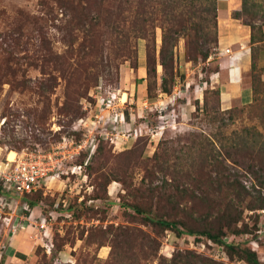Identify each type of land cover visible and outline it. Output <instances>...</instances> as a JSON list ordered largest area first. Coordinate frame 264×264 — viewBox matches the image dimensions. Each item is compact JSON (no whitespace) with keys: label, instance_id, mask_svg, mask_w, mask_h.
Instances as JSON below:
<instances>
[{"label":"rangeland","instance_id":"obj_1","mask_svg":"<svg viewBox=\"0 0 264 264\" xmlns=\"http://www.w3.org/2000/svg\"><path fill=\"white\" fill-rule=\"evenodd\" d=\"M117 4L118 1L88 10L85 28L67 35L70 15L59 0H0V161L11 152L52 151L62 137L76 143L83 141V132L73 130V125L88 115V105L94 102L90 94L95 90L91 80L85 84L84 77H78V71H73L78 63L81 66L87 64L80 72L90 74L92 79L94 72L89 65L102 59L118 65V78L112 80L100 75L96 85L117 88L109 99L117 102L116 112L125 122L118 127L117 144L98 137L95 152L87 165L89 169L83 167L78 171L74 168L76 174L62 175L64 182L53 179L42 185L37 208L27 206L23 209L25 202L21 197L0 192V245L6 246L4 238L11 235L9 231L13 226L17 227L16 239L23 235L28 240L25 252L14 254L21 261L15 259L8 263L6 258L10 252L0 249V264H105L110 258L118 260V243L122 252L128 249L127 244L137 249L142 244L145 251L158 245L157 257L169 258L174 252L189 251L224 264H247L236 256L230 258L229 250L205 236L161 232L159 227L144 221L123 205L149 204L152 215L171 213L167 206L155 207V200H151L146 191L161 178L160 172L152 167L153 162L149 161L156 151L165 153L160 159L170 169L178 167V163L183 166L181 182L194 195L206 199V204L191 203L193 195L190 193L183 194V197L178 194L174 198L185 201L179 208L178 217H183L187 227H196L199 222L194 218L210 215V212L214 214L218 204L223 207L232 197L228 190L215 192L211 183L214 174L223 167L226 168L227 182L231 181L229 173L236 172L247 190L255 185V181L244 172L245 166L251 163V153H243L245 158L241 160V167L232 165L227 155L231 158L236 155L235 140L239 135L249 131L264 134L261 59L256 56L255 68L243 75V86L254 90L251 99L234 98L224 107L213 93L216 87H212V82L216 79L212 75L219 72V66L222 67L221 75H224L225 63L229 58L233 62L237 49L249 46V38H244L241 32L240 41L221 50L217 13V41L210 46L208 58L203 60L200 54L189 60L185 54L186 41L180 38L174 50L172 68L166 73L170 92L163 93L159 28L155 30V70L149 75L145 71L144 40L137 42L138 69L133 71L132 62L116 47L108 48V37L102 34V30L95 29L84 36L89 25L94 23L95 14L114 11ZM216 4L219 8L217 0ZM236 5L233 2L232 6ZM113 18L117 19V16ZM225 18L233 20L231 11ZM234 22L250 33V28L243 25L242 20ZM253 23L259 24L260 21ZM47 49L65 57L63 72L51 68L43 72L40 67L29 66L31 62L28 60L35 59ZM260 49L264 50V44L256 46L254 52L260 54ZM84 53L90 57H82ZM12 59L20 61V65L14 64ZM46 72L50 75L44 74ZM142 80H145L143 90L138 86ZM217 81L225 82L222 77ZM107 88L105 95V92L112 91ZM118 97L122 103L126 99L127 102L120 104ZM70 107L78 114L64 112ZM108 128L111 130L112 127L108 125ZM87 157L88 152L83 149L64 161L63 169L71 171ZM193 165L200 170L193 171ZM152 174L158 179H152ZM214 205L216 207L211 211L210 207ZM25 218L27 226L20 230L17 225L23 224ZM243 218L248 233L228 235L223 241L254 251L264 264V211L245 212ZM22 231L24 234L18 235ZM151 239L157 243L151 245ZM13 249L10 244L9 250Z\"/></svg>","mask_w":264,"mask_h":264},{"label":"trees","instance_id":"obj_2","mask_svg":"<svg viewBox=\"0 0 264 264\" xmlns=\"http://www.w3.org/2000/svg\"><path fill=\"white\" fill-rule=\"evenodd\" d=\"M116 1H118V4L115 5L116 9L114 11L108 10L103 15H94L92 20L94 23L91 26L89 25V29L84 36L91 31H95V29L102 30V34L108 37L106 38L109 44L108 48L116 47L122 53V56H125L124 58L132 62L131 67L134 69L133 71H137L138 69L136 63L137 42L138 40H144L145 71L149 75L151 72L154 73L155 70L154 54L157 46L155 30L159 28L161 31L159 41L160 65L164 71L161 82V90L163 93L168 94L170 92V88L167 86L168 79L166 73L172 68L174 50L180 38L186 41L185 54L189 60L195 59L200 54L202 59L206 60L210 55V46L217 41L218 7L216 0H59V4L64 6L70 15L67 19V23L69 24V28L66 31L67 35L75 30L76 33L80 32L85 28V22L88 17L86 12L88 10L104 5L109 6ZM96 11L98 10L96 9ZM116 12L118 13L116 14ZM114 15L117 16V19L113 18ZM231 18L233 20H242L243 25L250 28V70H253L255 68L254 58L256 56L259 58L260 56L259 52L258 54L254 52V48L264 44V33L262 30L264 27V0H237V5L231 10ZM258 20L260 21L259 24L253 23ZM262 51L263 49H260V52ZM82 57H90V54L84 53ZM64 59L65 57L63 55L54 54L47 49L35 59L28 60V62H31L28 64L36 69L40 67L43 72L49 68L52 71L63 72L65 65ZM12 61L14 64L20 65V61H14V59ZM81 65L79 63L76 64V69L73 71H78V77H84L82 81L85 84H88L86 82L91 80V85L94 86V90L99 86L96 83L100 75H104V77L112 80L116 76L118 78V65H114L110 60L106 61L102 59L100 62L89 65L94 72L92 73L93 79L89 77L90 74H82L80 72V69H84L87 64L85 66ZM113 67L114 72L112 71ZM44 74L48 73L46 72ZM107 86L102 84V90L106 91ZM207 86H209V83H207ZM107 89L116 90L117 88L109 87ZM147 92L149 93L148 89ZM213 93L220 102L219 89L214 88ZM252 94L254 95L253 89ZM94 103L95 99L92 104ZM64 112L78 114V111L73 107L68 108ZM124 119L127 120L126 117ZM115 142L111 141L109 143L117 144ZM235 142L234 149L236 155L232 158L227 155L230 160L226 157L224 158L228 159L232 165L241 167V160L245 158L243 153H251V163L245 166L244 172L255 181V185L253 184L251 189L247 190L239 181L236 172L231 174L227 172L231 177V181L227 182L228 176L224 172L226 168L221 167L223 172H221V169V171L215 173L211 183L215 188V192L220 193L221 191L228 190L232 197L228 198L223 207H219L220 204H218L214 214L210 212V215L207 213L198 218H194V221L199 222L196 227H187L183 221V217H178L180 214L179 208L183 207L185 201L174 198L178 197V194L183 197V194L190 193L193 195V198L189 201L191 203L206 204V199L194 195V192H190L187 186L181 182L183 166H179L180 164L178 163L176 164L178 167L175 166L170 169V167L165 165V161L160 159L162 158L161 155H165V153L161 154L159 151H156L149 161L153 162L152 167L160 172L161 178L159 183L155 185L153 183L150 189L146 191L151 196V200H155V207L167 206L172 210L171 213H168V215H152L153 213L151 212L149 204H145L144 206L124 204L123 206L125 208H131L144 221L159 227L161 232L172 231L177 236L182 234H188L190 236L202 235L213 243L225 247L227 251L229 250L228 255L230 258L236 256L247 264H261L254 251L227 244L223 241V238L228 235L237 236L248 233L249 229L243 218L245 212L254 214L258 211H264V134L249 131L247 134L239 135ZM218 154L221 153L218 152ZM177 159L179 160L180 158L177 157ZM84 161L80 165H83ZM193 166V171L200 170L195 169V165ZM87 168L89 169L88 166L84 167L85 170ZM152 176V179H158L154 174ZM39 193L40 190L25 194L21 198L28 207L34 209L40 204V199L38 198L40 197L38 195ZM94 198L99 197L95 196ZM215 207L216 205L210 207L211 211ZM201 224L204 226L201 227ZM152 243L156 244L157 242L151 239L150 244L152 245ZM125 247L128 249L122 252V247L118 243V260L114 261V258H110L105 264H148L153 261H156L157 264H224L220 261H213L201 257L189 251L174 252L169 258L163 256L157 257L158 245L149 251H145L142 244H139L138 249L129 244Z\"/></svg>","mask_w":264,"mask_h":264},{"label":"built area","instance_id":"obj_3","mask_svg":"<svg viewBox=\"0 0 264 264\" xmlns=\"http://www.w3.org/2000/svg\"><path fill=\"white\" fill-rule=\"evenodd\" d=\"M105 93L107 95L104 94L102 86L99 85L95 92L90 94L95 99V103L88 105V115L76 121L73 125V130L83 132L84 139L82 142L76 143L71 139L62 137L52 151L36 150L15 153L13 160H9L6 156L3 161H0L1 193L7 196L22 197L25 194L41 190L42 185L53 179L63 181L62 175H74L76 174L74 168L80 171L88 165L91 155L95 152V143L98 137L109 142L117 141L118 127L124 121L119 118V113L116 112L117 102L109 99L110 94H114L115 91ZM117 100L120 104L127 102L126 99V102L122 103V99L119 97ZM107 114L109 115L106 116ZM108 125L112 127L111 130ZM83 149L88 152V157L83 165L74 166L71 171L64 170L63 162L78 155ZM26 208L27 205L23 204V209ZM17 226L20 230L24 228L23 224ZM9 233L11 235L8 234L7 236L12 238L17 233V227L13 226ZM0 249L5 252L6 246L0 245ZM3 252H1V255Z\"/></svg>","mask_w":264,"mask_h":264},{"label":"crops","instance_id":"obj_4","mask_svg":"<svg viewBox=\"0 0 264 264\" xmlns=\"http://www.w3.org/2000/svg\"><path fill=\"white\" fill-rule=\"evenodd\" d=\"M237 4V0H234ZM232 0H218L219 8H218V20H219V42L223 46L221 50H225L226 47L233 43H237L242 38L240 36L241 32L244 33V38H249V34L245 28H242V26H239L234 22L235 20H231L228 18H225L227 15L230 14V11L233 9ZM223 20H221L222 18ZM248 33V34H247ZM264 33V28H263ZM249 42V41H248ZM221 48V46H220ZM224 48V49H223ZM250 52H251V46L244 47V49H237L234 53L235 57L233 59V64L230 61V58L228 59V63H225V73L224 75H221L222 67L219 66V72L217 74H213L212 78H215L216 81L212 82V87H216L220 91V101L223 104L224 107L230 105L232 103V100L234 98L239 99H246L247 101L251 99V92L252 89L250 87H244L242 84L243 75L245 71L250 70ZM260 59H261V69H262V78L264 81V50L260 52ZM224 68V67H223ZM249 68V69H248ZM223 78L225 80L224 83H220L218 80ZM142 84H137L138 86L142 87L145 85V80L141 81ZM136 86V85H135ZM27 219L25 218L23 220V225L27 226ZM24 234V232H19V234ZM26 233V232H25ZM20 237V236H19ZM5 239V238H4ZM14 246L13 251L9 250V245ZM28 244V240L26 236L23 235L16 239L15 235L12 238H6V249L5 251L10 252V256L6 258V261L8 263H12L13 260L19 259L18 256H15V253H22L25 252L26 246ZM21 261V259H19Z\"/></svg>","mask_w":264,"mask_h":264},{"label":"bare ground","instance_id":"obj_5","mask_svg":"<svg viewBox=\"0 0 264 264\" xmlns=\"http://www.w3.org/2000/svg\"><path fill=\"white\" fill-rule=\"evenodd\" d=\"M14 156H15V153L14 152H11V153H9V155H7V158L9 160H13L14 159Z\"/></svg>","mask_w":264,"mask_h":264},{"label":"clouds","instance_id":"obj_6","mask_svg":"<svg viewBox=\"0 0 264 264\" xmlns=\"http://www.w3.org/2000/svg\"><path fill=\"white\" fill-rule=\"evenodd\" d=\"M218 1V0H217ZM225 1H227V0H225Z\"/></svg>","mask_w":264,"mask_h":264}]
</instances>
